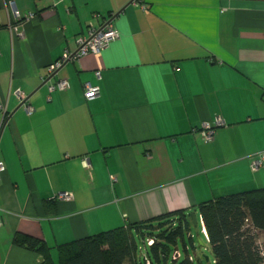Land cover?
<instances>
[{"label":"crops","instance_id":"obj_1","mask_svg":"<svg viewBox=\"0 0 264 264\" xmlns=\"http://www.w3.org/2000/svg\"><path fill=\"white\" fill-rule=\"evenodd\" d=\"M108 21L118 37L98 56L43 79ZM260 151L264 0H0V264L41 261L16 231L55 262L59 244L262 188L264 160L252 172L248 158Z\"/></svg>","mask_w":264,"mask_h":264},{"label":"trees","instance_id":"obj_2","mask_svg":"<svg viewBox=\"0 0 264 264\" xmlns=\"http://www.w3.org/2000/svg\"><path fill=\"white\" fill-rule=\"evenodd\" d=\"M194 211L204 229L213 264H264V250L256 242L257 234L264 235V187L198 203ZM190 216V212L174 210L144 222L114 227L59 244L55 247V262L49 247L37 237L16 231L11 236V243L39 254L41 261L38 264H122L125 260L128 264H144L142 257L135 258V240L143 242L152 238L151 245H143L149 264H168L170 245L177 238L182 239L188 230ZM170 264L192 262L184 258Z\"/></svg>","mask_w":264,"mask_h":264},{"label":"built area","instance_id":"obj_3","mask_svg":"<svg viewBox=\"0 0 264 264\" xmlns=\"http://www.w3.org/2000/svg\"><path fill=\"white\" fill-rule=\"evenodd\" d=\"M13 14L16 15L17 12L13 11ZM32 16V14L27 13L24 14V18H28ZM118 37V32L115 28L112 27V25L108 22H105L102 26L99 27H93V26H88L86 35L82 37H78L76 39V49L74 52L70 53L68 51H64L60 58L52 63H50L46 68H45V77L47 79L53 75V73L61 67L65 62L77 59L81 56H84L86 54H91L93 56H98L99 52L104 49L105 47L108 46V44L115 40ZM98 77V72L95 74ZM67 87V81L65 79H58L54 83H49L47 84V90H62ZM15 96L20 102V105L22 106L23 110L25 113H30L32 111V107L29 106L28 104H25L22 100L24 99V95L19 91L15 90L14 91ZM99 94V88L97 85L91 84L89 82H84L82 84V95L86 100H91L95 98ZM223 122L220 120V118L215 117L213 122H206L202 124L200 127V135L201 139L204 141H209L212 137L213 134V127L221 126ZM249 158V169L250 171H255L259 168L261 165L262 161L264 160V151L256 152L253 154H250L248 156ZM5 167L2 161H0V174L4 171ZM57 198L60 199H70L71 194L69 192H60L57 194ZM201 223V221H200ZM201 225V224H200ZM202 234L204 235V229L201 225L200 227ZM153 242L152 238H146L144 240V245L148 246L151 245ZM144 247V246H143ZM185 250H187L186 246L184 247ZM186 258L190 261H192V257L189 255H185ZM178 258V253L176 251L173 252L171 260L176 261ZM142 260L144 264H149L148 258L145 256L143 253Z\"/></svg>","mask_w":264,"mask_h":264},{"label":"rangeland","instance_id":"obj_4","mask_svg":"<svg viewBox=\"0 0 264 264\" xmlns=\"http://www.w3.org/2000/svg\"><path fill=\"white\" fill-rule=\"evenodd\" d=\"M193 215L196 221L195 225H193L191 221L188 220L189 227L188 230L183 233L182 239L177 238L175 243L170 245L166 263L170 264V262L172 261V254L174 251H176L178 253V261L186 258L185 255H189L192 257V264H213V256L211 254L209 245L205 236L200 231L201 223L198 213L194 212ZM189 236L191 241L189 240ZM135 242L137 244L135 258L140 259L143 256L146 246L143 247L144 241L141 242L140 240L136 239ZM256 242L259 243V245L264 250V235L257 234ZM184 245L186 246L187 250L184 249ZM128 262V260H125L122 264H128Z\"/></svg>","mask_w":264,"mask_h":264},{"label":"water","instance_id":"obj_5","mask_svg":"<svg viewBox=\"0 0 264 264\" xmlns=\"http://www.w3.org/2000/svg\"><path fill=\"white\" fill-rule=\"evenodd\" d=\"M191 223L193 224V225H195V218H194V215L193 214H191Z\"/></svg>","mask_w":264,"mask_h":264},{"label":"bare ground","instance_id":"obj_6","mask_svg":"<svg viewBox=\"0 0 264 264\" xmlns=\"http://www.w3.org/2000/svg\"><path fill=\"white\" fill-rule=\"evenodd\" d=\"M195 223H196V221H195ZM202 225V224H201Z\"/></svg>","mask_w":264,"mask_h":264}]
</instances>
